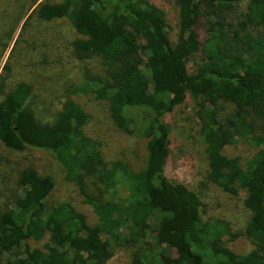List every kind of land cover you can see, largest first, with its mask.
<instances>
[{"label": "trees", "instance_id": "16d2710c", "mask_svg": "<svg viewBox=\"0 0 264 264\" xmlns=\"http://www.w3.org/2000/svg\"><path fill=\"white\" fill-rule=\"evenodd\" d=\"M174 3L173 43L163 11L150 0L35 6L38 20L70 24L77 61H100L102 76L86 74L79 92L105 101L117 129L146 138V158L136 171L105 162L83 132L88 116L79 105L66 101L51 121H40L29 86L16 84L0 100V143L14 152L50 154L96 221L88 225L64 202L45 206L53 179L21 169L14 194L0 208V264H106L118 243L133 249L129 264H264V0ZM185 100L193 104L207 181L229 195L245 192L244 234L253 245L246 254L225 247L227 226L202 220L198 197L164 175L170 126L163 117ZM237 142L253 149L244 166L223 152ZM117 185L126 198L105 199ZM45 238L42 247L29 246Z\"/></svg>", "mask_w": 264, "mask_h": 264}, {"label": "rangeland", "instance_id": "374dc122", "mask_svg": "<svg viewBox=\"0 0 264 264\" xmlns=\"http://www.w3.org/2000/svg\"><path fill=\"white\" fill-rule=\"evenodd\" d=\"M41 1L0 0V100L16 84L25 83L31 92L29 102L40 121H51L64 102L72 101L88 116L83 132L98 144L105 162L120 161L131 170L141 169L145 163L147 139L117 129L105 101L95 99L91 93L79 92L86 74L102 76L100 61L92 58L79 62L73 57L71 43L77 35L66 20H38L33 10ZM46 1L59 3L61 0ZM150 1L163 11L167 36L173 43L177 32L174 0ZM186 66L192 69L190 62ZM192 106V102L185 100L163 117L170 126L164 175L168 182L182 184L198 197L202 220H218L227 226L229 233L222 238L225 247L235 254H246L253 245L244 234L249 219V212L243 206L245 192L239 190L236 195H229L207 181L203 145L198 137L197 122L192 117ZM223 152L237 158L244 166L253 149L244 142H237ZM27 167L53 179V189L45 206L67 203L84 216L88 225L95 223L91 209L82 203L74 184L64 179L62 167L50 154L36 149L14 152L1 143L0 208L16 190L14 181L18 171ZM126 196L125 187L117 185L113 194L106 195L105 199L123 200ZM154 230L152 223L146 234L147 241L152 242ZM45 242L46 238L29 241V246L40 248ZM132 252L133 249L125 244H111L112 255L106 264H129Z\"/></svg>", "mask_w": 264, "mask_h": 264}]
</instances>
